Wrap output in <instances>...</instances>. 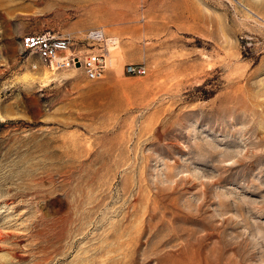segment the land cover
<instances>
[{"label":"rangeland","instance_id":"1","mask_svg":"<svg viewBox=\"0 0 264 264\" xmlns=\"http://www.w3.org/2000/svg\"><path fill=\"white\" fill-rule=\"evenodd\" d=\"M82 2L0 0V264H264V0Z\"/></svg>","mask_w":264,"mask_h":264},{"label":"built area","instance_id":"2","mask_svg":"<svg viewBox=\"0 0 264 264\" xmlns=\"http://www.w3.org/2000/svg\"><path fill=\"white\" fill-rule=\"evenodd\" d=\"M99 33V35H97ZM91 35L96 39H102V34L100 32H92ZM69 43H55L51 42L50 38L46 36H29L25 37L21 44L25 50L33 49L36 47L50 48H62L63 44ZM82 68L84 70L85 76L88 80H97L102 78L104 72L107 68L106 55L103 53H92L88 54L82 60ZM124 71L130 75H144L145 68L137 65H126Z\"/></svg>","mask_w":264,"mask_h":264},{"label":"bare ground","instance_id":"3","mask_svg":"<svg viewBox=\"0 0 264 264\" xmlns=\"http://www.w3.org/2000/svg\"><path fill=\"white\" fill-rule=\"evenodd\" d=\"M89 1V0H88ZM101 2V3H100ZM80 8L85 9L88 12L94 13V12H101L103 11V0H99V3L94 4V5H89L87 3L82 2L79 4ZM109 7V6H108ZM110 8V7H109ZM105 11V10H104ZM95 14V13H94ZM99 35V33H97ZM114 40V39H113Z\"/></svg>","mask_w":264,"mask_h":264}]
</instances>
